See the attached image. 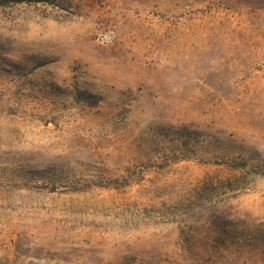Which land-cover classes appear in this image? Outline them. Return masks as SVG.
<instances>
[{
	"label": "rangeland",
	"instance_id": "obj_1",
	"mask_svg": "<svg viewBox=\"0 0 264 264\" xmlns=\"http://www.w3.org/2000/svg\"><path fill=\"white\" fill-rule=\"evenodd\" d=\"M0 264H264V0L0 4Z\"/></svg>",
	"mask_w": 264,
	"mask_h": 264
},
{
	"label": "trees",
	"instance_id": "obj_2",
	"mask_svg": "<svg viewBox=\"0 0 264 264\" xmlns=\"http://www.w3.org/2000/svg\"><path fill=\"white\" fill-rule=\"evenodd\" d=\"M9 0H0V4H4V3H6V2H8Z\"/></svg>",
	"mask_w": 264,
	"mask_h": 264
}]
</instances>
